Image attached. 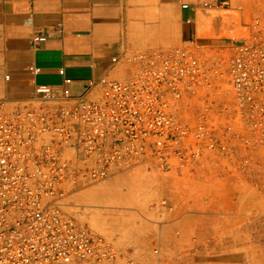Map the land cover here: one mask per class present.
<instances>
[{"label":"built area","instance_id":"2783aa9c","mask_svg":"<svg viewBox=\"0 0 264 264\" xmlns=\"http://www.w3.org/2000/svg\"><path fill=\"white\" fill-rule=\"evenodd\" d=\"M123 62L126 77L90 80L79 96L60 68L61 89L37 84L30 99H0V264L118 258L110 241L63 211L72 187L143 158L165 170L206 165L237 152V141L243 168L264 155V16L208 55L189 42ZM223 135L235 141L229 151Z\"/></svg>","mask_w":264,"mask_h":264},{"label":"rangeland","instance_id":"374dc122","mask_svg":"<svg viewBox=\"0 0 264 264\" xmlns=\"http://www.w3.org/2000/svg\"><path fill=\"white\" fill-rule=\"evenodd\" d=\"M257 16L264 9L249 0L211 34L217 43L206 41L200 32L206 26L199 25L191 41L175 46L190 42L207 55L214 46L228 48L232 37L248 35ZM127 74L123 65L122 77ZM222 139L229 151L235 141ZM237 146L234 154L185 169H160L143 158L102 181L72 187L63 211L104 236L119 256L68 264H264V155L243 168L246 152L240 141Z\"/></svg>","mask_w":264,"mask_h":264},{"label":"crops","instance_id":"0c3cea01","mask_svg":"<svg viewBox=\"0 0 264 264\" xmlns=\"http://www.w3.org/2000/svg\"><path fill=\"white\" fill-rule=\"evenodd\" d=\"M245 4L249 0H0V99H30L37 84L61 89L60 68L79 96L90 80L122 78L125 56L184 44L199 25L206 26L200 29L206 41L217 43L211 34ZM36 36L46 39L35 42ZM30 66L41 72L31 73Z\"/></svg>","mask_w":264,"mask_h":264}]
</instances>
